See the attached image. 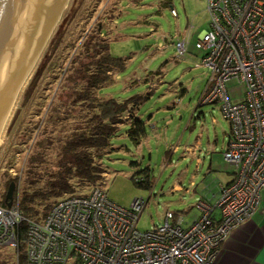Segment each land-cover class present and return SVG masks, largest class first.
<instances>
[{
  "label": "rangeland",
  "instance_id": "rangeland-1",
  "mask_svg": "<svg viewBox=\"0 0 264 264\" xmlns=\"http://www.w3.org/2000/svg\"><path fill=\"white\" fill-rule=\"evenodd\" d=\"M99 25L109 41L110 55L123 59L125 64L113 73L112 83L102 91L104 97L123 102L141 96L135 117L144 124L145 137L135 145L127 135L130 124L120 126L98 161L106 172L98 186L124 208L138 198L146 201L136 226L139 231L159 227L166 211L182 215L186 225L198 217L197 202L215 193L218 179L231 170L222 156L230 125L218 104L201 103L210 71L200 65L202 53L195 44L208 28L205 0H69L0 132V206L8 181L18 179V192L26 188L38 153L50 152L46 156L50 163L35 164L33 179L40 180L32 188L41 187L44 173L54 168V147L35 144L40 142L37 134L45 129L53 132L49 139H55L53 124L43 119L47 111L59 116L60 96L55 99V94L62 80L60 71L74 46L84 41L91 27ZM57 30L64 40L43 70L44 52ZM183 41L186 54L178 57L176 43ZM37 75L34 91L25 99V90ZM227 88L232 101L242 100L240 85L229 82ZM146 168L150 190L136 187L132 180L136 172ZM89 190L77 188V193ZM4 261L17 264L14 249L0 248V264Z\"/></svg>",
  "mask_w": 264,
  "mask_h": 264
},
{
  "label": "built area",
  "instance_id": "built-area-1",
  "mask_svg": "<svg viewBox=\"0 0 264 264\" xmlns=\"http://www.w3.org/2000/svg\"><path fill=\"white\" fill-rule=\"evenodd\" d=\"M205 2L208 28L195 44L200 65L210 71L201 103L218 104L230 125L222 156L234 169L232 181L214 201L197 202L190 223L166 211L159 227L144 232L136 226L146 201L124 208L100 186L63 195L39 219H26L16 199L10 208L0 206V248L18 257L25 223V264H214L230 231L255 212L264 214V0ZM176 50L184 57L186 43L177 42ZM229 82L243 88L241 101L231 100Z\"/></svg>",
  "mask_w": 264,
  "mask_h": 264
},
{
  "label": "trees",
  "instance_id": "trees-1",
  "mask_svg": "<svg viewBox=\"0 0 264 264\" xmlns=\"http://www.w3.org/2000/svg\"><path fill=\"white\" fill-rule=\"evenodd\" d=\"M59 29L62 27L59 26ZM58 30L44 52L43 70L55 58L64 40V35ZM101 31L100 25L91 27L84 41L74 46L72 56L60 71L62 80L55 94V99L58 94L60 96L59 116H51L47 111L43 119L53 124L55 139H49V133L53 132H47L45 129L37 134V137L40 136V142L35 144L54 147L51 148L56 152L54 168L44 173L41 187L32 188L40 180L39 177L37 180L33 179L35 164L50 163L46 158L50 152L42 151V154L38 153L33 159L34 163L31 162L34 165L30 173L32 179L25 181V189L22 188L21 192H18V179L6 183V189L11 182L15 184L13 200L18 198L20 211L26 219L45 217L57 199L65 194L77 193V188L97 187L106 176L98 161L122 124H130L127 135L135 145H139L145 137L144 124L135 117V110L142 103L141 96L137 95L123 102L104 97L102 91L112 83L113 73L122 70L125 64L123 59L110 55L109 41ZM37 78L38 75L25 90V99L34 91ZM41 124L43 128L44 121ZM135 176L137 177L134 178ZM132 180L138 188H152L148 168L136 172ZM4 197L5 195L3 199ZM1 205L4 206L3 201ZM25 231L26 224L22 223L19 227L21 243L17 264H25ZM2 264L8 262L4 261Z\"/></svg>",
  "mask_w": 264,
  "mask_h": 264
},
{
  "label": "water",
  "instance_id": "water-1",
  "mask_svg": "<svg viewBox=\"0 0 264 264\" xmlns=\"http://www.w3.org/2000/svg\"><path fill=\"white\" fill-rule=\"evenodd\" d=\"M69 0H0V132L17 92ZM15 184L5 193L12 205Z\"/></svg>",
  "mask_w": 264,
  "mask_h": 264
},
{
  "label": "crops",
  "instance_id": "crops-1",
  "mask_svg": "<svg viewBox=\"0 0 264 264\" xmlns=\"http://www.w3.org/2000/svg\"><path fill=\"white\" fill-rule=\"evenodd\" d=\"M229 167L230 172L218 179L216 192L205 195L202 200L214 201L220 189L232 181L234 169ZM261 201L264 203V188ZM214 264H264V214L260 210L230 231L215 256Z\"/></svg>",
  "mask_w": 264,
  "mask_h": 264
},
{
  "label": "bare ground",
  "instance_id": "bare-ground-1",
  "mask_svg": "<svg viewBox=\"0 0 264 264\" xmlns=\"http://www.w3.org/2000/svg\"><path fill=\"white\" fill-rule=\"evenodd\" d=\"M34 64H35V62H34ZM34 64H33V66H34ZM33 66H32V68H33ZM32 68H31V69H32ZM30 71H31V70H30ZM30 71H29V73H30ZM29 73H28V75H29ZM28 75H27V76H28ZM27 76H26V77H27ZM23 82H24V81H23ZM22 84H23V83H22ZM21 86H22V85H21ZM21 86H20V87H21ZM19 90H20V88H19ZM19 90H18V92H19ZM18 92H17V95H18ZM17 95H16V97H15V100H16V98H17ZM15 100H14V102H15ZM14 102H13V105H12L11 109H12L13 106H14ZM10 112H11V110H10ZM10 112H9V114H10ZM9 114H8V116H9ZM8 116H7V118H8ZM6 120H7V119H6ZM2 128H3V127H2Z\"/></svg>",
  "mask_w": 264,
  "mask_h": 264
}]
</instances>
